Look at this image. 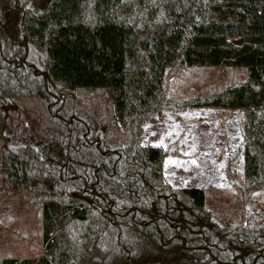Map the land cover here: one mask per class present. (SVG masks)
<instances>
[{
  "label": "trees",
  "instance_id": "trees-1",
  "mask_svg": "<svg viewBox=\"0 0 264 264\" xmlns=\"http://www.w3.org/2000/svg\"><path fill=\"white\" fill-rule=\"evenodd\" d=\"M217 67L245 79L169 97L170 70ZM77 91L102 93L110 122ZM16 98L43 99L38 142L4 133ZM180 108L241 109L237 151L264 187V0H0V174L38 204L42 247L0 264H264V225L217 222L203 188L163 181L168 151L141 144Z\"/></svg>",
  "mask_w": 264,
  "mask_h": 264
},
{
  "label": "rangeland",
  "instance_id": "rangeland-1",
  "mask_svg": "<svg viewBox=\"0 0 264 264\" xmlns=\"http://www.w3.org/2000/svg\"><path fill=\"white\" fill-rule=\"evenodd\" d=\"M244 79L243 69L176 68L169 71L166 90L171 99L180 100L208 95ZM73 95L86 106L87 115L110 122L111 109L102 93L77 91ZM42 106V98L13 99L12 107L4 110V133L38 142ZM239 115L193 108L158 111L143 125L140 141L142 145L160 146L168 151L163 181L172 187L203 188L206 206L217 222L264 225V206L263 214L243 215L242 205L249 202L254 206L259 196L249 199L252 192L242 189L243 199L237 191L245 175L237 151L240 138L235 120ZM41 253L38 204L29 200L25 191L4 188L0 174V260L36 257Z\"/></svg>",
  "mask_w": 264,
  "mask_h": 264
},
{
  "label": "crops",
  "instance_id": "crops-1",
  "mask_svg": "<svg viewBox=\"0 0 264 264\" xmlns=\"http://www.w3.org/2000/svg\"><path fill=\"white\" fill-rule=\"evenodd\" d=\"M193 109L211 110V111H214V112L219 111V112H221L223 114L225 112H229V113L238 112V113H241V115H239V117L235 120V123L242 116V113H243V111L241 109H233V110H227V109H211V108H193ZM238 133H239V130H238ZM239 138H240V136H239ZM239 141L237 142V148H238V145H239ZM244 152L242 151V152H239L238 153V154H240V159L242 160V166H243L244 157H245V156H243V154L245 155ZM242 172L244 173V168H242ZM243 173H242V175H243ZM243 176H244L243 183H242L243 185L242 184L239 185V187H241V188H238V190H237L238 193L240 194V197L242 196L241 190L243 189V190H250L252 192V195L249 197V199L252 197L251 199L253 200V198L256 195H258L259 198H260L259 201L256 202V204H254V206L252 205V203L245 202L244 205H242V207L244 206V211L247 212V214L245 212H243V215H247L248 217H252V216H255L257 214H263L262 213V207L264 205H262V204L264 203V188L263 189H260L259 188V189H255V190L250 189V187H251L250 184L249 183L247 184V179L245 178V175H243ZM245 193L246 194H249L248 192H245ZM243 199H244V197H243ZM230 206H233V205L230 204Z\"/></svg>",
  "mask_w": 264,
  "mask_h": 264
},
{
  "label": "water",
  "instance_id": "water-1",
  "mask_svg": "<svg viewBox=\"0 0 264 264\" xmlns=\"http://www.w3.org/2000/svg\"><path fill=\"white\" fill-rule=\"evenodd\" d=\"M20 28H21V31H22V20L20 21ZM234 44H238V41L234 42Z\"/></svg>",
  "mask_w": 264,
  "mask_h": 264
}]
</instances>
